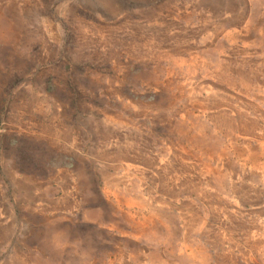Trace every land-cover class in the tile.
Masks as SVG:
<instances>
[{
	"label": "rangeland",
	"instance_id": "rangeland-1",
	"mask_svg": "<svg viewBox=\"0 0 264 264\" xmlns=\"http://www.w3.org/2000/svg\"><path fill=\"white\" fill-rule=\"evenodd\" d=\"M0 264H264V0H0Z\"/></svg>",
	"mask_w": 264,
	"mask_h": 264
}]
</instances>
